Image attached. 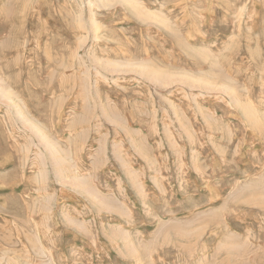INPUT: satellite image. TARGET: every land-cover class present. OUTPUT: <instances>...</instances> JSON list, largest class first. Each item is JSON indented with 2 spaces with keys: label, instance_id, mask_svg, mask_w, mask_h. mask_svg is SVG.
I'll return each instance as SVG.
<instances>
[{
  "label": "rangeland",
  "instance_id": "obj_1",
  "mask_svg": "<svg viewBox=\"0 0 264 264\" xmlns=\"http://www.w3.org/2000/svg\"><path fill=\"white\" fill-rule=\"evenodd\" d=\"M0 264H264V0H0Z\"/></svg>",
  "mask_w": 264,
  "mask_h": 264
}]
</instances>
